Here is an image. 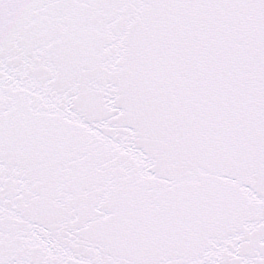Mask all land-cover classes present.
Instances as JSON below:
<instances>
[{
	"label": "snow or ice",
	"instance_id": "obj_1",
	"mask_svg": "<svg viewBox=\"0 0 264 264\" xmlns=\"http://www.w3.org/2000/svg\"><path fill=\"white\" fill-rule=\"evenodd\" d=\"M0 264H264V0H0Z\"/></svg>",
	"mask_w": 264,
	"mask_h": 264
}]
</instances>
